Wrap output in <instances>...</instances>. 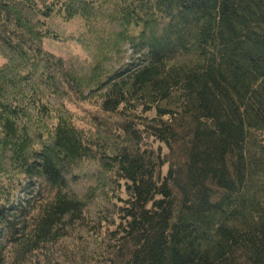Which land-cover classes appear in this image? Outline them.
<instances>
[{
	"label": "trees",
	"instance_id": "obj_1",
	"mask_svg": "<svg viewBox=\"0 0 264 264\" xmlns=\"http://www.w3.org/2000/svg\"><path fill=\"white\" fill-rule=\"evenodd\" d=\"M0 62V264H264V0H0Z\"/></svg>",
	"mask_w": 264,
	"mask_h": 264
},
{
	"label": "rangeland",
	"instance_id": "obj_2",
	"mask_svg": "<svg viewBox=\"0 0 264 264\" xmlns=\"http://www.w3.org/2000/svg\"><path fill=\"white\" fill-rule=\"evenodd\" d=\"M44 48L46 51L63 58H70L78 56L82 59L86 58V53L83 48L75 41L60 42L53 38H48L44 41ZM1 63V62H0ZM26 195H21L20 199H25Z\"/></svg>",
	"mask_w": 264,
	"mask_h": 264
}]
</instances>
